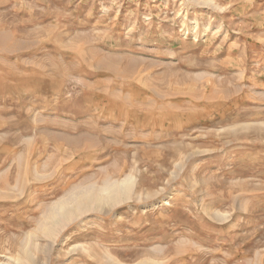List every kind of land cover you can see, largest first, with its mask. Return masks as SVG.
<instances>
[{"label":"rangeland","instance_id":"374dc122","mask_svg":"<svg viewBox=\"0 0 264 264\" xmlns=\"http://www.w3.org/2000/svg\"><path fill=\"white\" fill-rule=\"evenodd\" d=\"M27 262L264 264V0H0V264Z\"/></svg>","mask_w":264,"mask_h":264},{"label":"bare ground","instance_id":"6f19581e","mask_svg":"<svg viewBox=\"0 0 264 264\" xmlns=\"http://www.w3.org/2000/svg\"><path fill=\"white\" fill-rule=\"evenodd\" d=\"M92 189L93 186H87L79 193L73 192V194H69L67 198L61 199L54 203L48 209L46 216L44 217L47 222H40V230H42L45 235H49L51 232L57 231L56 229L58 228L56 224L63 225L64 222L72 218L76 212H80L83 209L88 208L89 203L90 206L95 205V203L116 204L121 200L128 199L132 190V177L125 176L119 181H105L104 184L98 189V192L95 193L97 194L95 196L91 194ZM53 235H50V237ZM27 250L29 249H26L25 251ZM25 255L26 254H24V256ZM19 258L21 259V257Z\"/></svg>","mask_w":264,"mask_h":264}]
</instances>
